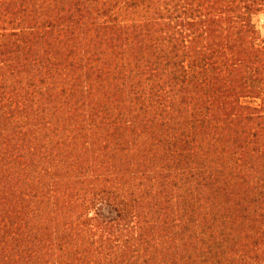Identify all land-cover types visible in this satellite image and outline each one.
Instances as JSON below:
<instances>
[{
    "label": "trees",
    "instance_id": "1",
    "mask_svg": "<svg viewBox=\"0 0 264 264\" xmlns=\"http://www.w3.org/2000/svg\"><path fill=\"white\" fill-rule=\"evenodd\" d=\"M264 0H0V264H264Z\"/></svg>",
    "mask_w": 264,
    "mask_h": 264
},
{
    "label": "rangeland",
    "instance_id": "2",
    "mask_svg": "<svg viewBox=\"0 0 264 264\" xmlns=\"http://www.w3.org/2000/svg\"><path fill=\"white\" fill-rule=\"evenodd\" d=\"M255 24L264 38V15H260L254 19Z\"/></svg>",
    "mask_w": 264,
    "mask_h": 264
}]
</instances>
